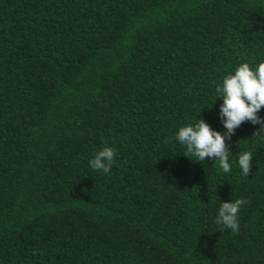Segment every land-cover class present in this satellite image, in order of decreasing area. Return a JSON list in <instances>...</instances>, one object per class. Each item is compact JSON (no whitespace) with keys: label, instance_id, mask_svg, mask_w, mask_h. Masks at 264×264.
<instances>
[{"label":"trees","instance_id":"trees-1","mask_svg":"<svg viewBox=\"0 0 264 264\" xmlns=\"http://www.w3.org/2000/svg\"><path fill=\"white\" fill-rule=\"evenodd\" d=\"M261 60L264 0H0V264H264L259 125L226 141L248 176L175 140L223 131L216 87ZM239 198L240 232L217 226Z\"/></svg>","mask_w":264,"mask_h":264},{"label":"clouds","instance_id":"clouds-1","mask_svg":"<svg viewBox=\"0 0 264 264\" xmlns=\"http://www.w3.org/2000/svg\"><path fill=\"white\" fill-rule=\"evenodd\" d=\"M217 99H221L218 118L223 131L213 129L203 118L180 126L175 133L190 160L203 163L205 158L218 162L223 173H230L233 164L241 174L248 176L253 168V153L241 151L235 161H231L226 141H230L244 122L259 125L264 132V117L259 113L264 108V60L255 66L248 62L239 63L227 73L215 89ZM215 100V102L217 101ZM117 152L113 146L105 145L89 161L90 167L98 172L110 174ZM248 203L245 198L221 202L219 200L214 223L224 230L240 232V210Z\"/></svg>","mask_w":264,"mask_h":264}]
</instances>
